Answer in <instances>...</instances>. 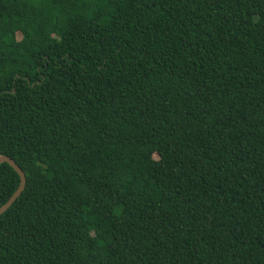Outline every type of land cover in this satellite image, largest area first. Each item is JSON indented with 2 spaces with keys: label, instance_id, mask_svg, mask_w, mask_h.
<instances>
[{
  "label": "trees",
  "instance_id": "trees-1",
  "mask_svg": "<svg viewBox=\"0 0 264 264\" xmlns=\"http://www.w3.org/2000/svg\"><path fill=\"white\" fill-rule=\"evenodd\" d=\"M0 156V264H264V0H0Z\"/></svg>",
  "mask_w": 264,
  "mask_h": 264
},
{
  "label": "water",
  "instance_id": "water-1",
  "mask_svg": "<svg viewBox=\"0 0 264 264\" xmlns=\"http://www.w3.org/2000/svg\"><path fill=\"white\" fill-rule=\"evenodd\" d=\"M3 163H7L9 164L14 170L15 172L19 175L20 177V186L17 189V191L14 193V195L10 198V200L3 205L0 208V217L6 213L11 207L12 205L18 200V198L22 195V193L25 191L26 189V185H27V178L25 173L22 171V169L15 163V161L13 159H11L8 156H0V164Z\"/></svg>",
  "mask_w": 264,
  "mask_h": 264
}]
</instances>
